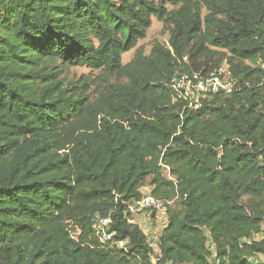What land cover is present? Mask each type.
I'll list each match as a JSON object with an SVG mask.
<instances>
[{"label":"trees","instance_id":"1","mask_svg":"<svg viewBox=\"0 0 264 264\" xmlns=\"http://www.w3.org/2000/svg\"><path fill=\"white\" fill-rule=\"evenodd\" d=\"M153 18L169 46L124 65ZM225 62L234 91L186 107L173 80ZM145 189L177 202L157 252ZM0 264H264V0H0Z\"/></svg>","mask_w":264,"mask_h":264},{"label":"built area","instance_id":"2","mask_svg":"<svg viewBox=\"0 0 264 264\" xmlns=\"http://www.w3.org/2000/svg\"><path fill=\"white\" fill-rule=\"evenodd\" d=\"M235 86L236 81L228 77V69H219L206 74L182 75L176 77L172 82V88L189 109H198L202 100L213 95H229L234 91ZM168 205H171V202L161 200L152 195L148 189H145L141 201L128 205L126 211L128 223L142 227L145 225L142 218L149 221L152 214L166 212ZM111 222L109 218L98 219L97 237L103 245L123 247L124 244L116 241L115 234L110 232Z\"/></svg>","mask_w":264,"mask_h":264},{"label":"rangeland","instance_id":"3","mask_svg":"<svg viewBox=\"0 0 264 264\" xmlns=\"http://www.w3.org/2000/svg\"><path fill=\"white\" fill-rule=\"evenodd\" d=\"M168 10H172V7L168 6ZM169 38H170V27L163 22L159 21L156 18H153L152 27L147 32V37L140 41L137 49L128 52L123 57V64L126 65L130 63L135 55L137 50H142L145 55H149L153 46L157 44L169 46ZM228 65L223 63L220 66V69L226 70ZM63 75L67 77L68 80L74 82L85 81L89 84V94L91 96L97 97L101 91H103L104 86L106 85L103 80L105 78L108 79L110 83H116L117 80L115 78H109L105 75L104 72H94L87 68L81 67H72L68 71H66ZM177 206V202H171V208H175ZM167 226V215L166 212L154 213L149 217V221L145 222V225H142V229L145 234L148 236L151 245L154 250L157 252V241L158 236L161 234L163 229Z\"/></svg>","mask_w":264,"mask_h":264},{"label":"crops","instance_id":"4","mask_svg":"<svg viewBox=\"0 0 264 264\" xmlns=\"http://www.w3.org/2000/svg\"><path fill=\"white\" fill-rule=\"evenodd\" d=\"M145 222L147 221V219H145V218H142Z\"/></svg>","mask_w":264,"mask_h":264}]
</instances>
